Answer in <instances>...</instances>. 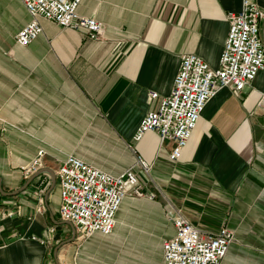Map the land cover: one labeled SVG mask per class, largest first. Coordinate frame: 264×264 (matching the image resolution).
<instances>
[{"label":"crops","instance_id":"1","mask_svg":"<svg viewBox=\"0 0 264 264\" xmlns=\"http://www.w3.org/2000/svg\"><path fill=\"white\" fill-rule=\"evenodd\" d=\"M241 8L242 0H83L78 13L104 24L102 40L39 19L43 33L20 46L31 18L21 0H0V264H164L176 217L204 234L233 232L221 264H264V70L241 94L223 88L208 102L178 161L174 143L155 133L135 141L186 55L219 68L228 16ZM260 38L264 46V20ZM41 150V169L29 173ZM68 156L115 176L136 172L144 196L124 200L110 235L83 237L60 217Z\"/></svg>","mask_w":264,"mask_h":264},{"label":"built area","instance_id":"2","mask_svg":"<svg viewBox=\"0 0 264 264\" xmlns=\"http://www.w3.org/2000/svg\"><path fill=\"white\" fill-rule=\"evenodd\" d=\"M21 1L31 22L15 38L20 46L32 44L43 33L39 19L51 21L62 28L83 31L93 41H100L105 36L103 23L78 13L83 0ZM263 20L264 11L257 0H242L241 10L228 16L230 30L219 68L213 70L200 57L186 55L171 93L162 99L157 111L146 115L135 141H141L148 133H155L161 143H174L171 160L178 161L208 102L223 88L241 94L264 70V46L260 38ZM157 97V94H151V99ZM258 105L264 110V95ZM44 156V150L38 152L27 171L37 173ZM138 163L145 173L150 172L149 164L140 158ZM58 175L60 217L71 223L83 237L113 233L124 200L129 196H144L143 186L133 169L115 176L75 156H68ZM171 220L177 233L163 245L164 264H221L234 242V234L228 228H222L216 235H208L182 217Z\"/></svg>","mask_w":264,"mask_h":264}]
</instances>
